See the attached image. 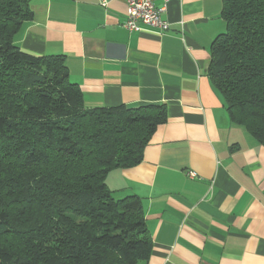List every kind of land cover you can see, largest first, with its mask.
<instances>
[{
	"label": "crops",
	"instance_id": "crops-1",
	"mask_svg": "<svg viewBox=\"0 0 264 264\" xmlns=\"http://www.w3.org/2000/svg\"><path fill=\"white\" fill-rule=\"evenodd\" d=\"M28 3L14 42L64 55L86 107L165 106L141 162L105 178L115 197L142 201L147 264H264V144L231 120L207 74L222 0H169L161 32L125 29L123 0Z\"/></svg>",
	"mask_w": 264,
	"mask_h": 264
},
{
	"label": "trees",
	"instance_id": "trees-1",
	"mask_svg": "<svg viewBox=\"0 0 264 264\" xmlns=\"http://www.w3.org/2000/svg\"><path fill=\"white\" fill-rule=\"evenodd\" d=\"M28 1L0 0V264H147L142 201L115 197L105 178L141 162L165 106L86 107L64 55L14 42ZM221 14L207 74L264 144V0H222Z\"/></svg>",
	"mask_w": 264,
	"mask_h": 264
},
{
	"label": "built area",
	"instance_id": "built-area-1",
	"mask_svg": "<svg viewBox=\"0 0 264 264\" xmlns=\"http://www.w3.org/2000/svg\"><path fill=\"white\" fill-rule=\"evenodd\" d=\"M110 1L98 0V3L106 6ZM123 1L125 3L123 27L128 31H141L149 28L161 32L169 28V21L163 17L169 0H160L159 4H156V0ZM186 174L191 178L196 176L192 170L187 171Z\"/></svg>",
	"mask_w": 264,
	"mask_h": 264
}]
</instances>
